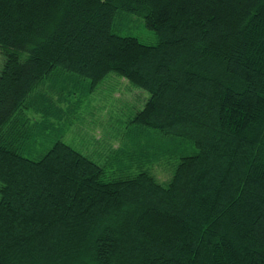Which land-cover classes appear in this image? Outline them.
Returning <instances> with one entry per match:
<instances>
[{"label":"trees","instance_id":"trees-1","mask_svg":"<svg viewBox=\"0 0 264 264\" xmlns=\"http://www.w3.org/2000/svg\"><path fill=\"white\" fill-rule=\"evenodd\" d=\"M1 55L0 264H264V0H0ZM111 73L150 93L128 137L166 185L35 142L32 95Z\"/></svg>","mask_w":264,"mask_h":264},{"label":"rangeland","instance_id":"rangeland-1","mask_svg":"<svg viewBox=\"0 0 264 264\" xmlns=\"http://www.w3.org/2000/svg\"><path fill=\"white\" fill-rule=\"evenodd\" d=\"M130 18L131 23L120 31L122 35L137 36L149 44L157 41V35L146 27L142 17ZM0 63L1 69L3 56L2 62L0 57ZM77 77L55 76L54 82L47 83L32 95L36 98L38 107L42 102L48 106L53 105L47 112L54 123L47 130H40L37 126L39 133L35 142L47 146L62 139L105 166L109 177L149 170L166 185L173 175L174 168L160 166L165 161L161 163L156 155L157 135L155 138H148L147 143L145 135H142L140 149L135 145V141L128 137L129 133L138 128L133 122L134 116L144 107L150 93L111 73L95 90L90 89L89 79H83V82L76 86L75 93L67 95L68 90L72 92L73 82ZM30 113L34 121H41L40 115L33 110ZM118 147H121L120 151H117Z\"/></svg>","mask_w":264,"mask_h":264}]
</instances>
